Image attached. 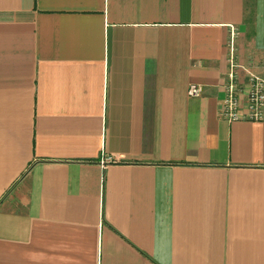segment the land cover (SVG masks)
Returning <instances> with one entry per match:
<instances>
[{"label":"crops","instance_id":"obj_1","mask_svg":"<svg viewBox=\"0 0 264 264\" xmlns=\"http://www.w3.org/2000/svg\"><path fill=\"white\" fill-rule=\"evenodd\" d=\"M229 56L264 80V0H0V264H264Z\"/></svg>","mask_w":264,"mask_h":264},{"label":"built area","instance_id":"obj_2","mask_svg":"<svg viewBox=\"0 0 264 264\" xmlns=\"http://www.w3.org/2000/svg\"><path fill=\"white\" fill-rule=\"evenodd\" d=\"M231 39V34L229 41ZM241 68L228 58V71L221 84L223 97L219 103L221 120L231 122L255 123L264 121V80L254 74L245 73L244 81H240L237 70ZM201 93L199 85L191 84L186 90L189 97H198ZM110 158L101 160L109 162Z\"/></svg>","mask_w":264,"mask_h":264}]
</instances>
